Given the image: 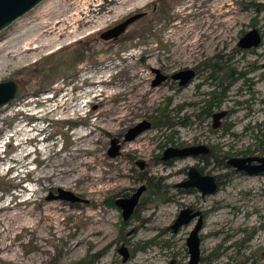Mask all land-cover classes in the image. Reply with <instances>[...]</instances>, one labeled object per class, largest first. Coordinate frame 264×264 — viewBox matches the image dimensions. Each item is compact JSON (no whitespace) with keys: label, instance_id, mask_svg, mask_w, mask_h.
<instances>
[{"label":"rangeland","instance_id":"374dc122","mask_svg":"<svg viewBox=\"0 0 264 264\" xmlns=\"http://www.w3.org/2000/svg\"><path fill=\"white\" fill-rule=\"evenodd\" d=\"M102 2L84 0L69 13L64 6L69 0H50L0 31V81L16 78L25 88L24 96L0 109V264H186V238L195 221L176 233L169 228L185 207L205 212L198 264H264V174L233 173L217 162L224 153L264 152L253 136L259 127L252 128L264 120V0H150L112 13L97 26L89 19L100 16ZM210 3L216 4L213 12ZM137 13L143 14L118 36L100 37ZM58 18L65 19L63 38L29 60L11 56ZM177 23L192 32L178 33ZM252 28L261 32V45L239 49V38ZM193 33L200 34L198 42ZM211 58L235 75L213 109L234 112L216 129L210 116L202 121L195 116L213 89L209 70L183 88L170 79L152 85V68L171 74ZM86 74L100 78L94 93H87ZM249 105L254 114H247ZM161 112L172 125L153 126L151 117ZM181 117L190 123L180 124ZM144 119L152 127L122 141ZM113 137L120 138L121 148L110 157ZM7 139L12 142L4 145ZM190 142L211 147L212 154L198 164L195 156L161 160L168 146ZM194 165L216 177L214 193L201 196L194 188L181 193L176 185ZM144 177L160 179L170 200L162 202L146 188L123 221L109 201L146 186ZM58 188L87 201L50 199ZM121 247L129 251L126 261Z\"/></svg>","mask_w":264,"mask_h":264},{"label":"water","instance_id":"95a60500","mask_svg":"<svg viewBox=\"0 0 264 264\" xmlns=\"http://www.w3.org/2000/svg\"><path fill=\"white\" fill-rule=\"evenodd\" d=\"M43 0H0V31L10 25L13 21L24 15L31 10L37 4ZM143 13H137L124 19L121 23L115 25L103 31L100 37L108 39L118 36L125 27L133 20L139 18ZM262 34L257 28H252L244 33L237 42V47L240 49H251L261 45ZM264 67V64H263ZM155 76L152 80V85H158L161 83L165 76L161 73L159 68H152ZM193 76L191 69L179 70L173 74V78L180 79L179 84H186ZM25 95V88L21 81L16 78H7L0 81V109L12 101L21 98ZM226 115V110H220L213 114V127L219 124V119ZM152 127L149 120H141L129 127L123 135L122 141L127 142L135 139L145 130ZM121 148V142L117 137H113L110 140V146L107 149V154L110 157H115L119 154ZM209 152V148L204 144L190 145L183 147L168 146L165 148L161 155L162 161H167L173 158H183L187 156H196L198 154L206 155ZM227 165L234 168L236 171H241L246 175H258L264 172V155L262 156H231L226 160ZM145 161H140L139 166L143 168ZM183 188L197 189L201 196H206L214 193L218 188V183L215 177L210 174H202L195 166H190L187 171V178L176 185ZM146 186L140 185L135 189L129 197H118L114 200L115 205L121 210L122 218L128 219L134 212L136 206L139 203V199L142 193L145 191ZM50 199H63L71 202H86L87 200L76 195L70 190H64L62 188L57 189V195L52 193L49 196ZM194 219L193 228L190 230L188 237L186 238V247L189 254L188 262L186 264H197L200 259V238L199 231L202 227V217L200 211L193 210L189 207L183 208L179 211L173 223L169 226L173 233H176L178 229L186 224L191 223ZM120 253L123 255V260L127 258V250L125 247L120 249Z\"/></svg>","mask_w":264,"mask_h":264},{"label":"bare ground","instance_id":"6f19581e","mask_svg":"<svg viewBox=\"0 0 264 264\" xmlns=\"http://www.w3.org/2000/svg\"><path fill=\"white\" fill-rule=\"evenodd\" d=\"M44 1V0H43ZM40 2L36 7L37 8H33L35 11H36V9H40L41 7L43 8V7H46L48 4H49V2H50V0H45L44 2ZM87 1V0H86ZM100 1V0H99ZM147 1H150V0H103V2H102V4H101V6H100V9H99V12H101V14H100V16H98V17H91L90 19H89V21H92V22H94L95 23V25H99L100 23H103L104 21H106L108 18H109V16H110V14H112V13H117V12H122L123 11V9H125L127 6H131V5H134V7H136V6H139V5H141V4H144V3H146ZM152 1H155V0H152ZM190 1V0H189ZM214 1V0H213ZM81 2H84V0H69V3L68 4H64V6H65V10H68L69 11V13H70V10H74L75 8H77L78 6H79V3H81ZM218 2V1H217ZM63 3V2H62ZM149 3V2H148ZM188 3V2H187ZM211 3H212V1H211ZM210 3V12H213V8L212 7H216V6H214V4H211ZM221 3V2H220ZM60 4V3H59ZM83 4V3H82ZM85 5H86V2L84 3ZM83 4V5H84ZM88 4V3H87ZM95 5V4H94ZM184 4H182L181 6H183ZM186 5V4H185ZM194 5V4H193ZM193 5H192V7H193ZM216 5V4H215ZM220 5V4H219ZM60 6V5H59ZM61 7H62V4H61ZM84 7V6H83ZM133 7V6H132ZM184 7V6H183ZM186 7V6H185ZM191 7V6H190ZM197 7V6H196ZM219 7V6H218ZM221 7V6H220ZM60 8V7H59ZM79 8H81V10H82V6L81 7H79ZM86 8V7H85ZM88 8V7H87ZM93 8V7H92ZM98 8V7H97ZM138 8V7H137ZM139 8H140V6H139ZM181 8V7H180ZM217 8V7H216ZM182 9V8H181ZM184 9V8H183ZM187 9H189V8H187ZM33 10V11H34ZM86 10V9H85ZM90 10V9H89ZM122 10V11H121ZM61 11V10H60ZM60 11H59V15L61 16V14H60ZM84 11V10H83ZM182 11V10H181ZM193 11V10H192ZM215 11V10H214ZM219 11V10H218ZM63 12V11H62ZM61 12V13H62ZM77 12V11H76ZM87 12V11H86ZM179 12V11H178ZM185 12V11H184ZM72 13V12H71ZM89 13V12H88ZM87 13V14H88ZM96 13V12H95ZM220 13V12H219ZM76 14V13H75ZM81 14V13H80ZM86 14V15H87ZM188 14V13H187ZM222 14H224L225 15V13L223 12ZM64 16H66L65 14H63ZM62 15V16H63ZM182 15V14H181ZM212 15V14H211ZM218 15V14H217ZM61 16V17H62ZM68 16V15H67ZM77 16H78V14H77ZM89 16V15H88ZM91 16H92V14H91ZM188 17H189V14L187 15ZM223 16V15H222ZM183 17V16H182ZM187 17V18H188ZM226 17V16H225ZM57 18V17H56ZM65 18V17H64ZM72 18V17H71ZM80 19V18H79ZM83 19V18H82ZM81 19V20H82ZM85 19V18H84ZM219 19V18H218ZM55 20V19H54ZM64 20L65 19H63V18H58L57 20H55V21H53V22H51V23H49L48 25L47 24H45L44 26H43V29L41 30L40 29V31H39V33L37 34V36H35L34 35V37L33 38H29L25 43H24V45H23V47L21 48V50L20 51H18L17 53H13V54H11V56L12 55H14L15 57H20V58H25V59H30L31 57H33V56H35V55H37V54H39V52H43L42 51V49L44 48V47H46V46H48V45H52V43H54L55 41H58V40H60L61 39V37L63 36V35H65L62 31L63 30H61L60 28H61V24H63L64 23ZM68 19H66V21H67ZM109 20V19H108ZM85 21V20H84ZM211 21V20H210ZM72 22H73V19H72ZM88 22V21H87ZM86 22V23H87ZM85 23V24H86ZM176 25V27H177V32L178 33H183V34H187L188 35V33H191L192 31H191V27H188L189 25H182V24H180V23H177V24H175ZM63 26V25H62ZM69 26V25H68ZM79 26V25H78ZM172 26H173V24H172ZM194 26V25H193ZM80 27V26H79ZM95 27V26H94ZM102 27V26H101ZM99 28V27H98ZM194 28H196V27H194ZM68 29V28H67ZM76 29V28H75ZM74 29V30H75ZM70 30H72V29H70ZM197 30V29H196ZM73 31V30H72ZM172 33V32H171ZM171 33L169 34V35H171ZM200 33V32H199ZM199 33H193V34H189L190 36H192V40L193 41H197V40H199V38H200V34ZM174 33H172V35H173ZM68 35V34H67ZM181 35V34H180ZM177 36V35H176ZM75 37V36H74ZM63 38V37H62ZM198 42V41H197ZM50 45V46H51ZM53 46V45H52ZM9 54V53H8ZM38 56V55H37ZM126 67L125 66H123L121 69H125ZM122 71V70H121ZM125 75V74H124ZM128 75V74H127ZM84 79H87V80H89V82H90V89L87 91V93H94V86L96 85V84H98V83H100V81H99V79H98V77H96V76H92V75H84ZM124 78V77H123ZM125 79V78H124ZM123 79V80H124ZM119 86H122V88L124 87V85L123 84H121L120 83V85ZM120 88V87H119ZM122 90V89H121ZM132 96V95H131ZM129 97V96H128ZM133 97V96H132ZM137 97V96H136ZM136 97H134V98H136ZM127 101V100H126ZM131 103L133 102V101H135V100H132L131 98H130V100H129ZM124 104V103H123ZM128 104H129V102H128ZM133 104V103H132ZM134 104L136 105V103L134 102ZM133 104V105H134ZM120 105V104H119ZM122 105V104H121ZM126 106V105H125ZM128 106V105H127ZM130 106V105H129ZM132 106V105H131ZM117 108V107H116ZM120 108V107H119ZM123 108L125 109V107L123 106ZM130 108V107H129ZM119 111V110H118ZM1 163V162H0ZM3 163V162H2ZM98 231V230H97ZM97 231L96 230H94L93 232H96L97 233Z\"/></svg>","mask_w":264,"mask_h":264},{"label":"trees","instance_id":"16d2710c","mask_svg":"<svg viewBox=\"0 0 264 264\" xmlns=\"http://www.w3.org/2000/svg\"><path fill=\"white\" fill-rule=\"evenodd\" d=\"M264 8V4L261 5ZM257 12H259L260 8L256 9ZM247 51H253L252 49H249ZM216 72V73H215ZM215 77L213 78L215 80L214 89L210 92V98L207 99V104L203 107H201L200 114L209 116L213 110L214 107H219L221 103L223 102L224 98L226 97V92L230 86V84L233 81V77L235 76L234 73H230L229 68L226 66H221L219 64L217 68L215 69ZM239 74L238 77L239 78ZM264 77V74H263ZM168 114H165L163 112L159 113L158 115H154L151 117L152 124L155 127H162L165 125H172L173 123L167 118ZM181 124V122H180ZM254 138L257 142L258 149H261L264 151V132H259L254 134ZM252 152V151H249ZM229 153H224L222 155H217L218 163L224 167H228L226 163V159L229 157ZM233 173H236V171L233 169ZM146 181V188L150 189L152 191V194L155 195L158 199H160L162 202H166L170 200V197L167 195L164 187L165 185L161 186L160 179L155 180L152 177H144ZM109 203L113 205V199H110Z\"/></svg>","mask_w":264,"mask_h":264},{"label":"flooded vegetation","instance_id":"af4514ba","mask_svg":"<svg viewBox=\"0 0 264 264\" xmlns=\"http://www.w3.org/2000/svg\"><path fill=\"white\" fill-rule=\"evenodd\" d=\"M261 43H262V41H261ZM239 48V47H238ZM240 49V48H239ZM251 49H253V48H251ZM241 50H249V49H241ZM264 64V63H263ZM263 64H262V68H264L263 67ZM217 63H215L214 62V60L211 58L209 61L208 60H205L204 62H201V63H199V64H195L193 67H183V68H181V69H178V70H176V71H174V72H172L171 74H166V73H164V70L163 69H161V68H159L160 69V71H161V73L165 76V79L162 81V82H165V81H167L168 79H170V80H172V82L174 83V85L175 84H177L178 85V87H180V88H183V87H185V86H187V85H189L193 80H194V78L196 77V76H199L200 74H202L204 71H207V70H209V74L207 75V79H210V81L212 82V85H213V89H214V84H215V80L213 79L214 77H215V74H214V72H215V69L217 68ZM185 69H191L192 71H193V76L191 77V79L186 83V84H184V85H180L179 84V82H180V79L179 78H177V79H175V78H173V74H175L176 72H178L179 70H185ZM216 73V72H215ZM154 76H155V74H154ZM161 82V83H162ZM213 89H210V90H208L207 91V93H205V94H208L209 96L207 97V98H204V100H203V104L201 105V107L203 106H205L206 104H207V99H209L210 98V92L211 91H213ZM202 102V101H201ZM264 102V101H263ZM201 107H200V110H201ZM214 109V108H213ZM220 110H226V115L225 116H227L228 114H231L232 112H234V109H220ZM220 110H217V111H213L212 110V112H211V114L209 115L210 117H211V127L213 128V129H216V128H218L219 126H220V124H221V121H222V119L225 117V116H223V117H221L220 119H219V124L216 126V127H213V114L215 113V112H218V111H220ZM261 111L264 113V105H263V107H262V109H261ZM254 114L255 113V109H254V107H252V105H249V107H247V114ZM196 118L198 119L197 121H202L203 119H204V116L205 115H201L200 114V111L198 112V113H196ZM188 123H190V122H188L187 120H186V117H181V124L182 125H186V124H188ZM230 126H231V124H230ZM257 127H259V129L258 130H256V132L255 133H259V132H264V129H263V131H262V127L264 128V120L263 121H260V122H258V123H255L254 124V127H252V128H257ZM249 127L247 126L246 127V129H248ZM254 133V134H255ZM254 134H253V136H254ZM124 135V134H123ZM118 138V137H117ZM119 140H120V138H118ZM121 141V140H120ZM190 145H197L196 143H192V142H190L189 144L188 143H183V144H179L178 145V147H183V146H190ZM207 146V145H206ZM208 147V146H207ZM209 148V152H208V154H206V155H210V154H212V148L211 147H208ZM257 151H252V152H246V153H244L242 156H262V155H264V152L263 153H261V154H254V153H256ZM204 156L205 155H203V154H198V155H196L195 157L198 159L197 160V164L199 163L198 161L201 159V158H204ZM188 157V156H187ZM231 157V156H230ZM184 158V157H183ZM227 160V159H226ZM198 170H199V167L197 166V165H194ZM188 169H189V167H188ZM188 169H187V171H188ZM234 169V168H233ZM235 170V169H234ZM187 171H186V178H187ZM236 171V170H235ZM201 172V171H200ZM236 172H241V171H236ZM241 173H243V172H241ZM244 174V173H243ZM264 174V172L262 173V174H258V175H263ZM215 180H216V182L218 183V186H219V182L217 181V179H216V177H215ZM181 188V193L182 194H185V193H187L188 191H190L191 189L190 188H183V187H180ZM201 195V194H200ZM131 196V195H130ZM116 199V198H115ZM115 199H113V205H115V203H114V200ZM137 208V207H136ZM136 208H135V210H136ZM186 208V207H185ZM189 208H191V209H193L194 211L195 210H198V211H200V215H201V217H202V227H203V220H204V217H205V212L203 211V210H200V209H195L194 207H189ZM134 210V211H135ZM121 211V210H120ZM134 213V212H133ZM133 213L131 214V216L133 215ZM130 216V217H131ZM121 217H122V214H121ZM129 219V218H128ZM128 219H126V220H128ZM122 220L123 221H126V220H124L123 218H122ZM193 221H195L196 222V219H194ZM192 221V222H193ZM191 222V223H192ZM190 224V223H189ZM189 224H186V225H189ZM183 226H185V225H183ZM182 227V226H181ZM202 227H201V229H202ZM257 228V227H256ZM260 228H262V229H264V226L263 225H261L260 226ZM259 228V229H260ZM200 229V230H201ZM179 230V229H178ZM186 244V243H185ZM122 248V247H121ZM121 248H119L118 249V252L120 253V249ZM187 248V247H186ZM126 250H127V258H126V260L130 257V254H129V251H128V249L126 248ZM187 253H188V251H187ZM121 254V253H120ZM214 254V253H213ZM122 255V254H121ZM188 258H189V254H188ZM122 260H123V255H122ZM126 260H123V261H126ZM199 261H200V259H199ZM188 262V261H187ZM199 263V262H198ZM197 263V264H198ZM170 264H172V263H170Z\"/></svg>","mask_w":264,"mask_h":264}]
</instances>
